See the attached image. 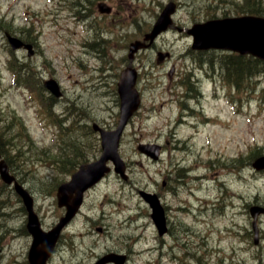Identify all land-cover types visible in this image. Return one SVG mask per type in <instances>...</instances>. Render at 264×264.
<instances>
[{
  "label": "rangeland",
  "instance_id": "rangeland-1",
  "mask_svg": "<svg viewBox=\"0 0 264 264\" xmlns=\"http://www.w3.org/2000/svg\"><path fill=\"white\" fill-rule=\"evenodd\" d=\"M100 3L111 13L101 14ZM169 3L176 6L172 26L133 64L142 102L119 145L127 180L111 172L86 193L48 264H95L108 253L126 255V264H264V213L256 218L255 245L249 212L264 209V171H254L251 163L259 157H250L256 151L264 156V63L253 64L251 76L236 83L226 75L227 53L192 51L185 32L208 19L240 16L243 0H0V125L15 118L29 139L15 143L19 152L5 148L12 158L18 155L12 173L33 196L45 229L52 227L64 213L56 189L71 174L59 161L100 157L91 126L115 130L116 84L128 46ZM5 30L35 42L36 55H13ZM159 53L167 58L158 63ZM11 59L36 73L38 93L13 83ZM243 61L253 63L247 56ZM50 78L62 98L42 91ZM140 144L162 147L159 159L143 156ZM12 191L0 194V264H28L26 215ZM140 191L160 198L165 237H158Z\"/></svg>",
  "mask_w": 264,
  "mask_h": 264
},
{
  "label": "water",
  "instance_id": "water-1",
  "mask_svg": "<svg viewBox=\"0 0 264 264\" xmlns=\"http://www.w3.org/2000/svg\"><path fill=\"white\" fill-rule=\"evenodd\" d=\"M175 4L169 3L164 7L161 14L155 21L149 33H146L142 40H136L130 43L128 47L129 64L125 68L117 83V92L120 98V116L118 125L113 131H106L94 124V130L100 133L102 144V155L99 160L81 165L70 181L59 186L57 191V200L59 207H65L66 213L60 218L59 223L50 231L44 232L38 221L37 215L33 210V199L29 193L16 181L15 177L9 172V168L0 155V178L7 184L12 185L15 192L21 197L27 211L26 228L32 236V243L28 253V264H46L54 246L59 238L60 232L70 220L76 215L81 203L83 193L86 189L96 184L109 168L107 161H112L115 166V172L119 173L123 179L125 164L118 154L120 136L127 125L133 113L140 105V96L136 90L137 72L132 66L134 55L141 49L152 45L155 38L163 31H166L172 25L171 16L175 12ZM101 13H109L110 9L104 5H99ZM187 34L192 36L193 50L222 49L226 51L237 52L240 55H252L260 60H264V19L255 17L225 18L207 21L203 24H195L191 29L186 30ZM9 44L13 50L25 48L28 50V56L33 55V47L30 44H24L18 38L6 34ZM165 55H159V61L163 60ZM44 86L55 96L61 95L59 87L54 80L44 83ZM138 150L150 158L157 160L160 147L157 145L140 144ZM257 170L264 169V157H260L252 164ZM144 200L152 209L151 218L159 231L163 234L166 231V222L164 212L160 206L156 195L140 192ZM264 212L259 208H252L251 215L254 218L253 228L255 231V244L257 242L256 217L257 214ZM114 261L112 255L105 256L96 264H105ZM124 257L119 258L116 264H123Z\"/></svg>",
  "mask_w": 264,
  "mask_h": 264
},
{
  "label": "trees",
  "instance_id": "trees-1",
  "mask_svg": "<svg viewBox=\"0 0 264 264\" xmlns=\"http://www.w3.org/2000/svg\"><path fill=\"white\" fill-rule=\"evenodd\" d=\"M241 11H242L241 14H244L247 12L248 14L260 15V16L264 13V9L262 7L260 0H258V2H253V0H245L244 7ZM228 59H229V62L227 63L228 71H226V75L228 74L231 77H235L236 83L240 79L244 80L245 78H249L251 76V74H252L251 70H253V64H256V66H258V67L262 66V64H263L262 62H260L259 60H256V59H251V61L253 63H245L243 61V58L240 56H237V55H229ZM12 68L16 71L20 67L16 66L15 68L14 67H12ZM31 70H29V69L24 70L23 73H25V76H24L25 78L20 79L19 81L23 82L22 84L25 87L32 90V89H34L32 86H35L34 79L37 80L38 76L36 75L35 72L33 74V70L32 71ZM241 71H242V74H241ZM18 72H20V71L18 70ZM233 74H235V75H233ZM241 75H242V77H241ZM27 76H28V79H27ZM35 88H36V91L38 93V88L36 86H35ZM39 97H40V95H39ZM40 99H41V97H40ZM42 104H43V101H42ZM43 105L45 107H47L48 102H44ZM14 119L15 118H13L12 120H14ZM12 120H10V122H7L3 125H0V151H1L4 159L6 160L7 164L10 166L11 171L15 172L17 165L14 164V161L16 160V158H18V155H16V156L14 155L15 158H12V156L8 155L5 148L7 149V147H13V151L19 152L18 150H21V149L15 143L17 141H19V142H22L23 145H25L26 142L29 141V139L26 136L25 129L23 128V124L21 122L15 123ZM0 122H3V121H0ZM76 151H77V148H75L74 152H76ZM257 155H258V152L256 151L250 157L255 158V157H257ZM79 156H80V154L78 155V157ZM76 159H77V157H76ZM76 159L72 162V159L70 157H63L62 160L59 161L60 163L58 162L59 163L58 167H60V165L62 164L63 166L61 168L65 169L67 171V173L69 174L73 171V169L75 167L78 166V160H76ZM245 161H247V163H248V161H250V158H248V160H245ZM0 184H1L0 194H3V193H1L2 190L7 189L8 187L1 182H0ZM3 205H4V200H0V207L5 208ZM21 210L24 211L23 208H21Z\"/></svg>",
  "mask_w": 264,
  "mask_h": 264
},
{
  "label": "bare ground",
  "instance_id": "bare-ground-1",
  "mask_svg": "<svg viewBox=\"0 0 264 264\" xmlns=\"http://www.w3.org/2000/svg\"><path fill=\"white\" fill-rule=\"evenodd\" d=\"M232 197H233L234 199H237V200H238V196H237V195L233 194ZM124 222H125V220L121 221L120 223L123 224Z\"/></svg>",
  "mask_w": 264,
  "mask_h": 264
}]
</instances>
